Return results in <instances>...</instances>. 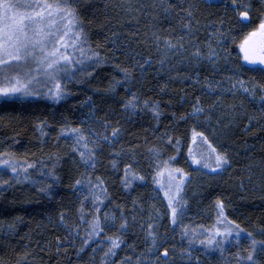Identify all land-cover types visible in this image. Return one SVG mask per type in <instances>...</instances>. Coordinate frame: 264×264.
Wrapping results in <instances>:
<instances>
[{
    "label": "trees",
    "instance_id": "16d2710c",
    "mask_svg": "<svg viewBox=\"0 0 264 264\" xmlns=\"http://www.w3.org/2000/svg\"><path fill=\"white\" fill-rule=\"evenodd\" d=\"M237 2L251 4L250 9H239L249 11L247 21L238 17L231 0H71L86 37L87 56L63 79L62 98L0 97V153L10 155L18 165H33L27 169V179L20 173L19 182L12 178L15 173L0 166V179L8 181L0 183V264H121L128 256L137 262L136 249L145 244V223L150 212L163 208L160 200L172 226L166 232L175 244L168 246L173 258L180 246L189 247V241L182 235L185 229L169 220L168 202L157 181L161 169L176 168L188 174L181 193L180 224L190 234L195 232L191 248L196 260L191 264H252L239 259L249 251L258 264H264L260 251L264 248L260 243L264 241V104L259 102L264 75L259 65L243 62L241 51L248 33L259 24L264 4ZM187 11L192 12V35L182 30ZM165 37L184 44L188 53L200 47L207 55L210 45L218 53L215 64L207 59L190 62L187 53L168 51L163 47ZM92 52H98L103 62L94 63ZM133 94L141 103L126 110L123 105ZM153 104L158 105L155 111ZM194 108L204 111L192 115ZM69 128L83 131L87 145L81 147L95 151L94 167L80 160ZM94 128L108 140L93 143L89 131ZM194 132H203L207 142L199 135L194 138ZM209 143L227 155L228 165L222 170L192 163L211 151ZM153 147L158 157L150 154ZM125 165L131 166L127 177ZM132 173L144 179L133 178ZM97 178L106 193L89 188L88 182L97 184ZM126 179L132 183L125 186ZM155 194L160 200H154ZM97 195L100 212L96 214L104 230L88 239L86 221L93 217ZM218 201L224 212L220 219L238 226H233L223 251L199 243L208 229L215 234V228L222 227ZM82 203L85 222L80 220ZM122 213L127 231L121 233L117 229ZM113 214L116 227L108 228ZM117 235L123 243L116 255L105 259L108 237ZM252 240L257 242L255 249ZM172 264L187 263L176 257Z\"/></svg>",
    "mask_w": 264,
    "mask_h": 264
},
{
    "label": "snow or ice",
    "instance_id": "6c2138e0",
    "mask_svg": "<svg viewBox=\"0 0 264 264\" xmlns=\"http://www.w3.org/2000/svg\"><path fill=\"white\" fill-rule=\"evenodd\" d=\"M261 4H264V0H259ZM231 5L234 11H237L239 18L247 21L249 18L248 10H239L240 7L245 9H250L251 4L240 5L237 0H231ZM171 6V5H170ZM167 11V10H165ZM187 20L182 25V30L184 35H192L191 33V18L192 12L187 11ZM198 23V21H197ZM249 37H258L255 41L254 46L249 47V40L246 39L243 44H241V51L243 53V62L248 65H259L260 73L264 75V13L261 14L259 24L256 29L248 33ZM184 36H180L179 39L182 40ZM86 43V37L83 33L82 28L77 24L75 19V9L72 7L71 0H56V2L50 3L48 0H0V97L7 98L9 100H20L27 97L40 96L41 91L35 90L38 85L40 89L47 88L45 95L50 96L52 99L59 100L65 89L62 87V81L65 76L69 75V69L75 63L73 61V55L78 52L81 57L84 56L83 48L81 47ZM156 43L161 44L159 37L156 38ZM163 47L168 51H183L187 53V57L190 62L199 63L201 60L207 59L212 64H215L218 53L212 49L209 45L208 53L200 47H194L193 51L187 52L185 45L182 43H173L170 37H165L163 40ZM71 48V53L68 49ZM92 57L97 59L94 63H102L103 61L99 59L98 52H92ZM91 58V57H90ZM150 63V60L146 61ZM244 71L243 65L239 66ZM125 76L127 77V69L123 70ZM52 85L48 87V85ZM240 87L243 88V92L252 97L255 101L256 97L252 92L244 87L243 81H239ZM256 85H253V91ZM261 89V95L259 96V102L264 104V84L259 85ZM209 89L213 88V84L209 83ZM236 88V84L232 85V89ZM232 89H225V91L231 92ZM219 99V97H218ZM141 101L135 94H133L123 105V107L128 110H134L140 105ZM145 105L149 101L143 102ZM199 103V101H198ZM158 105L153 104V110H157ZM203 108H194L192 115H199L203 113ZM183 119V117H181ZM68 133L75 137L74 149L79 152L80 160L88 167H94L95 164V151L88 149L85 151L81 145H87L85 140V135L83 131L79 128H69L66 130ZM117 130L113 129L112 135L115 136ZM94 136L100 138L99 133H93ZM199 135L207 142V137L204 133H193L194 138ZM105 141L108 140L107 136H104ZM171 138L169 137V140ZM178 143V141H177ZM209 148L211 149L207 155L201 154L200 159L193 158V164L203 163L205 168H213L215 170H222L228 165L227 155L225 153H220L216 148L212 147L209 143ZM152 156L158 157L159 151L153 147L149 149ZM6 153H0V166H3V170L6 172L10 170L12 173L16 174L17 182H19L18 177L21 172L24 173L25 179L28 178L27 169L32 167V164L18 165V162L13 159L10 155L8 158L5 157ZM170 160L172 158H169ZM165 165L168 161L163 162ZM214 165V167H213ZM130 165H125L127 177L130 170ZM163 171V169H161ZM173 172L178 173L177 176H173ZM52 173L50 172L49 175ZM188 174L183 171V169L176 168L169 172V185L165 191V196L168 201V208L171 213V223L173 225L181 226L185 229L182 235L188 239L189 247L183 249L182 251L190 258L192 254L191 245L193 243V238L195 237V232L191 234L187 230L186 225H181L180 220L184 213V201L181 196L183 191L184 178ZM133 178H138L143 180V176H138L136 173H132ZM98 183L93 184L91 181L88 182L90 189L100 188L101 191L106 193V189L103 188V181L97 178ZM0 183L7 184V180L0 179ZM132 183L131 179L125 180V186ZM159 183V181H157ZM81 181L78 179L76 185H80ZM97 201H100V196H95L92 202V206L95 209L93 217L91 220L86 221L89 226L90 231L88 232V239L92 236L99 235L104 229L101 227V220L99 215L96 213L100 212V208L97 206ZM217 206L220 208L218 213V223L222 227L215 228V234H213L212 229L207 230V235L204 240H200L199 243L206 244L209 247L219 248L223 251L224 244L229 240V237L233 234L234 227L236 226L235 221H226L225 219H220L224 217V212L222 209V202L218 201ZM81 216L80 220L85 222L84 212L86 211L83 207L80 209ZM105 218H107V213H105ZM115 215L112 216V222L108 223L106 227L113 228L115 225ZM122 223L117 229L118 232L127 231V222L121 214ZM63 220V216H61ZM238 227V226H236ZM149 229L147 236L151 238L152 245H155V233L152 231L153 224L149 223L147 225ZM219 236V239L217 237ZM249 238L252 237V233H247ZM236 237H239V232L236 233ZM88 239L84 241L85 244L88 243ZM108 243L110 247L105 253V259L116 255V249L120 248L123 240L121 236L117 235L115 237H108ZM256 241L252 240L253 249L256 247ZM264 244V241L260 242ZM152 245L149 246V251H152ZM260 251H264L261 248ZM167 250L165 249V253ZM198 259V258H197ZM242 261L252 262V264H258V261L254 260L253 252L249 251L246 257L239 258ZM137 264H139V257L136 258Z\"/></svg>",
    "mask_w": 264,
    "mask_h": 264
},
{
    "label": "rangeland",
    "instance_id": "374dc122",
    "mask_svg": "<svg viewBox=\"0 0 264 264\" xmlns=\"http://www.w3.org/2000/svg\"><path fill=\"white\" fill-rule=\"evenodd\" d=\"M249 47L254 46V43L256 40H258V37H250L249 39ZM83 48V52H84V56L81 57V55L78 54V52L76 54L73 55V61L76 63L79 61V59H86L87 56V49L85 47V45L83 44L81 46ZM72 49L69 48L68 52L71 53ZM75 63L72 65V67L75 65ZM70 67V68H72ZM52 85H48V87H51ZM35 90L41 91L42 94L47 92V88H43L40 89L39 86L37 85ZM45 95V94H44ZM48 96V95H47ZM90 132V136H91V140L94 141L93 143L98 144L99 141H104L103 137L104 134L100 133V131H98L96 128H94V130ZM93 133H99L100 134V138H97L96 136L93 135ZM196 146L194 144V147L196 149ZM198 159V158H196ZM172 171L170 169H164L161 172L160 175V179H159V184L160 186L163 188V193H164V197L165 196V191L167 190V187L169 185V172ZM178 173L173 172V176H177L178 177ZM187 176L184 178V182L183 185L185 184ZM156 195V194H155ZM182 196V195H181ZM154 200H160L157 195L156 197L154 196ZM167 200V198H166ZM162 203V209L160 207V211H156L154 213L150 212V214L148 215L147 221L145 223V244H144V248L141 249H136L139 254L138 257H140L139 259V264H172V262L176 259V257H179V260L183 261L184 263L187 264H191L193 263L196 259L195 257L191 254V257L189 258L182 250L184 248H182L180 246V248L176 249L177 253L176 255L173 254V258H172V253H170L171 251H168V246L170 247H174L175 244H171V236L166 232L167 228H172V226H169L168 224V220H167V214L165 213L166 210L165 209V204L162 200H160ZM168 202V201H167ZM153 214V215H152ZM171 218V216H170ZM171 220V219H169ZM149 223L153 224V229L152 231L155 233V240L156 243L155 245H152V240L150 237L147 236V233L149 231V229L147 228V225ZM177 228H174L173 230H175L174 234L177 232L176 230ZM173 234V235H174ZM170 243V244H169ZM152 245V251H149V246ZM165 249L167 250V252L165 253ZM133 255H135V252H130ZM121 264H137V262L134 260L133 256H128L126 257Z\"/></svg>",
    "mask_w": 264,
    "mask_h": 264
}]
</instances>
